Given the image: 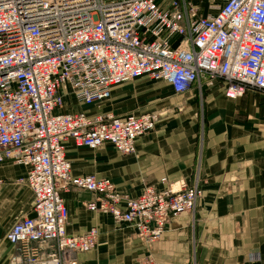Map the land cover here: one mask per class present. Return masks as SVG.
<instances>
[{
	"label": "built area",
	"instance_id": "built-area-1",
	"mask_svg": "<svg viewBox=\"0 0 264 264\" xmlns=\"http://www.w3.org/2000/svg\"><path fill=\"white\" fill-rule=\"evenodd\" d=\"M203 3L0 0V163L26 167L17 182L33 194L31 213L4 234L17 250L7 264H78L76 256L94 248L96 227L66 233L61 193L70 189L89 192L87 210L131 227L145 245L162 237L170 219L193 213L202 195L198 171L191 185L177 180L130 196L109 179L72 174L66 158L69 142L134 153L159 112L61 108L72 98L85 106L102 103L113 87L141 77L165 82L174 94L215 85L232 100L247 89L264 92V0Z\"/></svg>",
	"mask_w": 264,
	"mask_h": 264
},
{
	"label": "crops",
	"instance_id": "crops-1",
	"mask_svg": "<svg viewBox=\"0 0 264 264\" xmlns=\"http://www.w3.org/2000/svg\"><path fill=\"white\" fill-rule=\"evenodd\" d=\"M203 1V6L209 2ZM137 79L112 90L120 100L114 107L103 102L85 106L72 98L61 108L89 114H161L154 130L137 139L131 154H120L108 143L97 149L67 143L72 174L109 179L120 192L137 196L145 186L160 190L177 180L191 185L198 171L202 195L193 213L170 219L162 237L145 245L131 227L87 210L89 192H62L67 235L98 230L94 248L76 256L78 264H264V92L247 89L232 100L218 85L201 93L192 87L174 94L163 81L147 84L145 77ZM26 171L11 161L0 163L2 241L14 221L31 213L33 194L17 182ZM164 177L166 182L161 181Z\"/></svg>",
	"mask_w": 264,
	"mask_h": 264
},
{
	"label": "rangeland",
	"instance_id": "rangeland-1",
	"mask_svg": "<svg viewBox=\"0 0 264 264\" xmlns=\"http://www.w3.org/2000/svg\"><path fill=\"white\" fill-rule=\"evenodd\" d=\"M223 1L224 0H222L221 3ZM145 79H146L145 81H146L147 84L155 83V81L150 80L148 77H145ZM137 82H138V79H134V81L132 80V81L126 82L125 84H122L119 87L125 86V85L136 84ZM114 88H117V86L113 87L112 90H114ZM112 93L113 92L111 91V96H110V98L108 100L109 102L108 101H104L102 103V105L105 106V104L110 103V105L112 107H114V106H116L117 103L120 102L119 99H115L114 98V96H113L114 94H112ZM5 226H8V225H5ZM13 251H14V254L12 253ZM16 253L17 252L15 251L14 247H11L5 241H2V239H0V264H7L10 260H12L16 256Z\"/></svg>",
	"mask_w": 264,
	"mask_h": 264
},
{
	"label": "bare ground",
	"instance_id": "bare-ground-1",
	"mask_svg": "<svg viewBox=\"0 0 264 264\" xmlns=\"http://www.w3.org/2000/svg\"><path fill=\"white\" fill-rule=\"evenodd\" d=\"M142 78V77H141Z\"/></svg>",
	"mask_w": 264,
	"mask_h": 264
}]
</instances>
